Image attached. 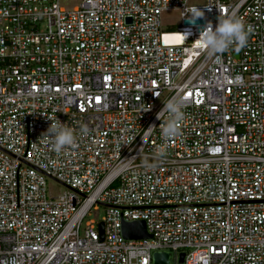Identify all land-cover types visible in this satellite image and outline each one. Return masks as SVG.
Returning a JSON list of instances; mask_svg holds the SVG:
<instances>
[{
    "label": "built area",
    "instance_id": "obj_1",
    "mask_svg": "<svg viewBox=\"0 0 264 264\" xmlns=\"http://www.w3.org/2000/svg\"><path fill=\"white\" fill-rule=\"evenodd\" d=\"M58 1L0 0V264H264V0ZM193 7L202 23L184 25ZM227 14L248 42L210 57L197 39ZM173 96L184 119L165 140ZM58 122L76 130L60 154ZM132 221L151 239L125 240Z\"/></svg>",
    "mask_w": 264,
    "mask_h": 264
},
{
    "label": "clouds",
    "instance_id": "obj_2",
    "mask_svg": "<svg viewBox=\"0 0 264 264\" xmlns=\"http://www.w3.org/2000/svg\"><path fill=\"white\" fill-rule=\"evenodd\" d=\"M204 13L197 7H193L184 13L182 18H186L190 25H195L196 20L203 18ZM250 34V26L231 14L218 16L215 27L208 22L200 32L198 41L202 49L208 56L223 54L229 48L239 51L245 47ZM162 108L157 112L156 118L163 122L160 123L159 131L165 140L175 138L179 135V124L184 119L183 101L179 97H170L164 101ZM149 128H152L151 126ZM89 129L86 125H81L78 129L80 135H86ZM76 130L72 127L58 122L51 123L44 133L51 141L53 152L60 154L63 150L74 145L76 140ZM164 155L163 150L156 154L154 159ZM143 166L146 169H153L157 165L148 163L145 160Z\"/></svg>",
    "mask_w": 264,
    "mask_h": 264
},
{
    "label": "rangeland",
    "instance_id": "obj_3",
    "mask_svg": "<svg viewBox=\"0 0 264 264\" xmlns=\"http://www.w3.org/2000/svg\"><path fill=\"white\" fill-rule=\"evenodd\" d=\"M59 7L64 10H72L79 5V0H59ZM180 24L179 15L176 12H165L161 17V27L163 30L174 32L175 28ZM46 186L49 194L52 197H56L63 192L68 191L65 187L57 184L56 182L47 179ZM89 215L85 218V221L93 220L95 222H100L104 215V208L97 206L96 209H91L88 213Z\"/></svg>",
    "mask_w": 264,
    "mask_h": 264
},
{
    "label": "water",
    "instance_id": "obj_4",
    "mask_svg": "<svg viewBox=\"0 0 264 264\" xmlns=\"http://www.w3.org/2000/svg\"><path fill=\"white\" fill-rule=\"evenodd\" d=\"M202 23V21H196L195 24ZM184 25H188L189 23L183 21ZM163 43H165V37H163ZM98 230L100 234V239L102 236V224L98 225ZM120 232L122 237L125 240H148L151 239V236L147 234L145 224L143 221H132V222H122ZM182 255L180 257V262L182 261ZM152 263L153 264H168L169 263V254L168 253H154L152 255Z\"/></svg>",
    "mask_w": 264,
    "mask_h": 264
},
{
    "label": "snow or ice",
    "instance_id": "obj_5",
    "mask_svg": "<svg viewBox=\"0 0 264 264\" xmlns=\"http://www.w3.org/2000/svg\"><path fill=\"white\" fill-rule=\"evenodd\" d=\"M190 95V94H189Z\"/></svg>",
    "mask_w": 264,
    "mask_h": 264
}]
</instances>
